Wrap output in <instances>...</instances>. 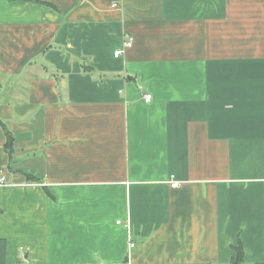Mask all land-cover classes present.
I'll return each instance as SVG.
<instances>
[{
    "label": "crops",
    "instance_id": "crops-1",
    "mask_svg": "<svg viewBox=\"0 0 264 264\" xmlns=\"http://www.w3.org/2000/svg\"><path fill=\"white\" fill-rule=\"evenodd\" d=\"M2 177L0 264H264V0H0Z\"/></svg>",
    "mask_w": 264,
    "mask_h": 264
},
{
    "label": "built area",
    "instance_id": "built-area-1",
    "mask_svg": "<svg viewBox=\"0 0 264 264\" xmlns=\"http://www.w3.org/2000/svg\"><path fill=\"white\" fill-rule=\"evenodd\" d=\"M132 44H133V38H132L131 36H128V39H127V41L125 42V46L128 48V47H130ZM120 53H122V50H118V51H116V52H115V56H119ZM152 97H153L152 94L147 93V94L144 95V101L148 102V101H150V100L152 99ZM0 182H2V184H5V183H6V182H5V178L2 177ZM178 185H179V181H178L177 179L173 178L172 181H171V186H172L173 188H176V186H178ZM131 247H134V244H131Z\"/></svg>",
    "mask_w": 264,
    "mask_h": 264
},
{
    "label": "trees",
    "instance_id": "trees-1",
    "mask_svg": "<svg viewBox=\"0 0 264 264\" xmlns=\"http://www.w3.org/2000/svg\"><path fill=\"white\" fill-rule=\"evenodd\" d=\"M238 249V258L235 262V264H240L242 259H243V249L240 247L237 248Z\"/></svg>",
    "mask_w": 264,
    "mask_h": 264
}]
</instances>
